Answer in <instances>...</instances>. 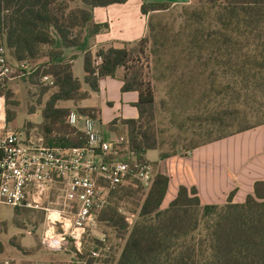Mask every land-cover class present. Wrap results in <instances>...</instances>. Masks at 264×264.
I'll return each mask as SVG.
<instances>
[{"label":"trees","instance_id":"1","mask_svg":"<svg viewBox=\"0 0 264 264\" xmlns=\"http://www.w3.org/2000/svg\"><path fill=\"white\" fill-rule=\"evenodd\" d=\"M127 1L0 0V47H6L10 64L13 66V60L20 66L23 62L30 67L31 62L47 66L43 76L50 75L57 87L44 105L41 126L50 130L55 125L63 126L71 110L59 106V102H78L90 95L75 76V56L63 60L64 48L79 47L87 35L109 28L108 23L95 22V7ZM217 1L220 4L216 7L183 14L184 20L175 31L171 29L175 22H154L152 13L177 5L144 2L142 12L150 15L148 32L142 39L100 46L96 54L85 53L84 81L91 90L99 91L103 77H115L123 68V90L139 92L136 106L140 118L123 121L128 137L118 148L122 159L148 162L146 153L152 149L160 151L161 159L185 155L264 124V0ZM141 57L148 61L147 80L142 70L135 68ZM158 80L166 82L160 109L181 136L187 137L184 134L191 131L198 141L186 145L174 139L172 151L164 149L165 141L159 139L152 124ZM1 95L11 101L13 92ZM78 112L97 115V109L90 107H81ZM72 132L75 136L60 137L56 142L47 139L46 144H85L80 130L73 126ZM169 180L166 172L155 171L116 264H264V180L256 182L255 194L242 203L233 201V192L224 204H205L196 187L181 185L169 206L163 207ZM137 182L141 181L131 179L120 186L128 185L124 188L129 190ZM118 217L117 208L112 207L103 219L117 226ZM121 218L127 225L125 217Z\"/></svg>","mask_w":264,"mask_h":264},{"label":"built area","instance_id":"2","mask_svg":"<svg viewBox=\"0 0 264 264\" xmlns=\"http://www.w3.org/2000/svg\"><path fill=\"white\" fill-rule=\"evenodd\" d=\"M20 71L14 75L6 47L1 46L0 85L33 70L23 62ZM68 122L81 125L85 144L52 146L41 138H27L20 130L0 134V203L45 210L48 226L43 240L54 249H61L68 239L81 245L84 235L97 227L99 212L118 186L137 179L148 188L155 176L151 163L120 157L118 148L127 142L126 137L105 139L95 119L77 110L69 112Z\"/></svg>","mask_w":264,"mask_h":264},{"label":"crops","instance_id":"3","mask_svg":"<svg viewBox=\"0 0 264 264\" xmlns=\"http://www.w3.org/2000/svg\"><path fill=\"white\" fill-rule=\"evenodd\" d=\"M131 1L95 7L93 9L95 22L108 23L109 28L96 35H87L86 39L90 37L92 40V45L88 48L80 50L82 45L76 48H64L62 57L63 60L68 61L75 56L72 59L75 76L81 80L83 90L89 91L90 95L78 102L60 101L58 105L77 111L81 107L96 108L97 115L92 117L107 140L119 136L128 137V127L123 121L140 118V111L136 106L140 95L136 90H123V68L117 70L115 77H103L100 80L99 91L91 90L84 81L85 53L91 51L96 54L100 46H118L123 42L142 39L148 32L150 15L142 12L144 2H168L172 5L191 2V0H142L137 2L139 13H132L128 11ZM134 14L137 15V20ZM136 30L139 34L132 39H126L123 35ZM22 96H18L20 101L24 98ZM73 105L78 108H72ZM43 108V105H39L29 111L23 107L21 110L24 112V118L18 123L16 116L13 119L15 127H23L28 120L33 124L34 129H38L44 122ZM80 127L81 125L76 128L80 130ZM20 131L25 134L22 128ZM30 136L47 142V138L37 132L32 131ZM149 151L146 153L147 159L154 161L156 170L166 172L170 178L163 207L169 206L168 202L177 196L181 185L196 187L205 204H224L233 192V201L242 203L249 195L255 194L256 182L264 180V124L199 146L185 155L177 154L161 159L159 151L158 158H150Z\"/></svg>","mask_w":264,"mask_h":264},{"label":"rangeland","instance_id":"4","mask_svg":"<svg viewBox=\"0 0 264 264\" xmlns=\"http://www.w3.org/2000/svg\"><path fill=\"white\" fill-rule=\"evenodd\" d=\"M139 1L142 0H132L128 5V11L139 13L137 6ZM218 4L220 1L217 0H191L187 5L171 6L164 12L152 13V19L154 22H158L160 19L170 23L175 22L171 23V29L175 31L179 28L180 22L184 20L185 15L183 16V14L193 12L196 8L216 7ZM134 16L137 20V15L134 14ZM138 34L139 31L136 30L123 35L126 39H132ZM91 45L92 40L88 37L79 49L83 50ZM11 61L15 70L14 75H18L21 72V66L15 64L13 60ZM31 63L30 68L33 70L31 73L26 76L7 79L4 86L0 85V96L2 97L0 105L2 106L3 103V113L0 114V134L22 128L27 138L34 131L44 135L52 142H56L60 137L75 136V132H72L73 126L69 125L68 121H65L63 126L60 124L52 126L51 130L43 126L34 129L33 124L28 120L25 121L23 127H15L13 119L17 116L16 122L19 123L24 118V112L21 110L23 107L31 111L39 105L44 106L57 90L53 78L45 79L43 76V70L47 66L39 67V63ZM148 66L145 57H141L135 65V68L142 70L145 80L149 78ZM153 82L155 83V80ZM155 85L157 111L152 124L158 132L159 139L165 141L164 149L172 151L170 144L174 139H178L186 145L198 141L199 137L193 135L191 131L184 134L187 137L181 136L178 128L170 123L167 113L160 109V102L166 97V82L158 80ZM8 90L13 92L11 101H7L6 96L1 95L7 93ZM18 96L24 97L23 100L20 101ZM14 102L18 103L15 104ZM72 108L78 107L73 105ZM158 155L159 150H150L148 153L150 158H158ZM148 162L154 166L156 171L154 161L148 159ZM124 186L128 185L120 186L111 192L108 203L98 214L97 227L84 235L81 245L78 246L74 240L68 239L61 249H54L43 240L44 231L48 226L45 210L17 209L0 203V264H116L129 237L131 226L138 218L140 199L148 192L147 187L141 182L132 183L131 189L133 191L125 189ZM112 207L117 208L120 214V217L117 218V226H114L112 221L103 219L105 212ZM122 216L125 217L127 225L124 224ZM94 252H97V255Z\"/></svg>","mask_w":264,"mask_h":264},{"label":"bare ground","instance_id":"5","mask_svg":"<svg viewBox=\"0 0 264 264\" xmlns=\"http://www.w3.org/2000/svg\"><path fill=\"white\" fill-rule=\"evenodd\" d=\"M3 112H2V106L0 105V114H2Z\"/></svg>","mask_w":264,"mask_h":264}]
</instances>
